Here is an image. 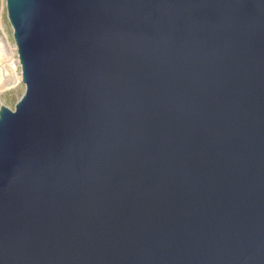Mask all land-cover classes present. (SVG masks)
<instances>
[{
  "label": "water",
  "instance_id": "95a60500",
  "mask_svg": "<svg viewBox=\"0 0 264 264\" xmlns=\"http://www.w3.org/2000/svg\"><path fill=\"white\" fill-rule=\"evenodd\" d=\"M0 264H264V0H6Z\"/></svg>",
  "mask_w": 264,
  "mask_h": 264
},
{
  "label": "rangeland",
  "instance_id": "374dc122",
  "mask_svg": "<svg viewBox=\"0 0 264 264\" xmlns=\"http://www.w3.org/2000/svg\"><path fill=\"white\" fill-rule=\"evenodd\" d=\"M26 91L6 0H0V106L15 109Z\"/></svg>",
  "mask_w": 264,
  "mask_h": 264
}]
</instances>
